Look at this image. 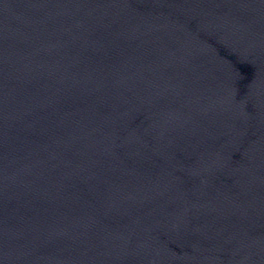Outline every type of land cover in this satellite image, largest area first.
I'll return each mask as SVG.
<instances>
[{"label": "water", "instance_id": "water-1", "mask_svg": "<svg viewBox=\"0 0 264 264\" xmlns=\"http://www.w3.org/2000/svg\"><path fill=\"white\" fill-rule=\"evenodd\" d=\"M0 264H264V0H0Z\"/></svg>", "mask_w": 264, "mask_h": 264}]
</instances>
